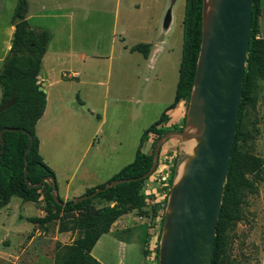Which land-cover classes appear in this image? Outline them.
Returning <instances> with one entry per match:
<instances>
[{"label": "rangeland", "instance_id": "374dc122", "mask_svg": "<svg viewBox=\"0 0 264 264\" xmlns=\"http://www.w3.org/2000/svg\"><path fill=\"white\" fill-rule=\"evenodd\" d=\"M167 1L120 0L119 20L117 26L114 28L112 17L117 0H30L29 14L54 13L60 15L59 18L55 19H39L31 16L29 20L32 25L42 22L47 29L51 28L55 31V38L51 42V46H55L58 43L57 40L61 39V44H57L61 50L84 52L100 57L98 61L92 62L91 68L96 70L94 72L103 81V85L107 81L109 86V93L107 95L109 105L107 108V123L102 125L99 133L92 134L91 141L93 140L94 145H97L99 148L101 146V148L97 154L94 153V147H91L86 152L83 167L88 165L92 160H97V162L104 161V164H107L110 160L108 158L111 156L115 157L117 154L118 158L124 154L122 161H126L130 154L129 151L133 150L143 130L158 119L167 103L173 101L182 50L184 0H171L169 5L172 19L171 30L167 35L171 41L169 62L160 61V63L156 62L151 66L149 60L144 61L140 53H136L134 56L140 59V68L138 67L140 78L138 80L137 77L131 75V72L124 73L127 69L128 71L132 69L133 60L117 57L119 51H123L124 44H122L118 36L125 37L126 42L129 44L141 41L139 39L146 37L145 31L134 28L131 21H136L139 17L148 19L152 15L158 17L161 15ZM16 2L17 0H0V56H3L8 48L7 32L11 25V16ZM42 3H46L47 5V9L44 11L40 10ZM260 4L262 11L260 10V27L257 35L264 37V0H260ZM52 7L53 10L51 9ZM69 32H71L70 41L67 39ZM110 55H113V61L110 66L111 73L107 78L106 73L109 67L107 57ZM59 67L69 69L68 65L64 64ZM59 67L55 68L56 73H58ZM159 70L162 71V75L156 79L154 74H157ZM137 86H139L141 98L149 99V101L138 105L139 115L137 118H134L132 124L130 121L121 122L123 118L119 115L117 110L118 105L113 100L115 97H118L121 99L122 105H125L126 101L124 100L134 95L133 92ZM79 90L80 92L74 83L69 84L62 90L63 104L65 106L72 102L82 104L79 101L83 102L80 97H89L90 89L88 86L83 85ZM97 91L100 90L97 89ZM251 94L255 95L257 100L254 108L248 105L246 109L245 124L251 137L244 146L252 153L264 158V80L255 81ZM103 95L104 93L100 91L94 94L95 99L93 98V100L99 103ZM184 104L187 107L188 102L185 101ZM119 107L121 110L124 109V106ZM60 115L61 120L57 124L59 133L56 132L54 135H50V133L46 134L43 154L45 155V159L58 167L59 170L68 171L70 167L74 166V161L81 154L80 150L88 142L87 131L92 129L94 124H87L85 134L82 135V133L79 134L78 132L75 134L74 131L80 127L78 119H81V117L77 116V113L71 108ZM72 115L76 117H72ZM69 117L74 119L68 122L66 120L67 118L71 119ZM64 119L66 120L64 121ZM183 119L184 117L176 124V126L182 127V129L185 126ZM117 120H120L119 123L122 124L117 126ZM173 126V123L169 125V127ZM52 128L50 124L49 129ZM108 136H114L115 140L113 142L108 141ZM151 137L153 141L155 135ZM146 138H149V136ZM152 141L148 146V152L151 151ZM191 143H193V140H187L181 143V146L186 144V150L188 151ZM111 148L115 150V153L110 150ZM178 148L176 138H167L161 146L159 155L172 153L177 156ZM100 170L102 169L100 168ZM103 170L106 171L105 167ZM146 183L150 184L149 180H146L144 185ZM256 186L257 189L254 192H244L240 204V217L225 231L226 249L223 260L229 264H264V181H256ZM22 201L24 200L20 197H12L0 209V264H48L49 261L54 259L55 244L57 243L48 235V232L49 229L56 228L59 220L50 224L44 233L36 234L34 231H29L31 223L26 219L20 220L21 218L17 217L18 211L27 215H40V212L33 206L32 201H24V205L20 207L19 203ZM41 201L44 202L43 199ZM146 208L148 214L142 215V219H139L143 220L144 223L133 225L128 229L137 236L136 239L141 241L143 248L145 240L149 242L152 238H157L160 230V219L157 217L158 211L156 215H153L151 207L147 206ZM7 210L9 211L8 214L6 213ZM132 215L136 218L140 216L137 211H133ZM5 236H8V238L5 239ZM27 236H34L30 244L28 243ZM140 245H135L136 252L133 251L134 257L131 264H141ZM106 252L117 261H126L130 257L128 251L126 252L125 248H121L117 243L115 246L108 245ZM44 255H48L50 259ZM153 257L154 264H157L156 249L154 250ZM127 263L130 264V260H127Z\"/></svg>", "mask_w": 264, "mask_h": 264}, {"label": "trees", "instance_id": "16d2710c", "mask_svg": "<svg viewBox=\"0 0 264 264\" xmlns=\"http://www.w3.org/2000/svg\"><path fill=\"white\" fill-rule=\"evenodd\" d=\"M260 6V0H253L242 98L216 225L211 264H229L223 260L226 249L225 231L240 217V204L244 192H254L257 189L256 181H264V158L252 153L244 146L251 137L245 124L246 109L248 105L254 108L257 100L251 92L256 80H264V37L257 35L260 27ZM27 9V0H17L11 16L14 31L10 47L0 68V107L3 104H9L0 109V130L5 127L15 128V130H5L1 133L4 145L0 143V150L2 149L0 152V209L14 196L24 201L37 202L43 199L44 214L27 217V220L38 223L43 228L59 220V231L71 230L77 233L71 243L57 242L55 244L53 264H102L91 254V250L99 237L109 231L118 217L132 210L137 211L141 216L147 215V206H150L153 215H156L157 204L153 202L154 196L146 195L142 191L149 176L138 177L150 169L157 139L168 131L182 129L176 124L169 127L170 118L167 110L180 99L188 102L190 97L202 34V0H184L182 50L174 102L142 132L134 159L105 183L88 188L81 196L99 189L94 195L77 202L72 200L64 202L58 194L59 202H57L51 193L52 185L48 181H43L40 186H36L46 176L55 181L53 170L43 161L39 153V140L35 132V125L42 116L46 104V94L38 89L37 76L50 34L47 30L34 29L30 26L26 16ZM149 47L148 43H138L130 49L147 55ZM79 101L83 104L81 100ZM184 121L185 116L183 124ZM149 133H153L155 137L151 151L145 153L140 150V146ZM29 135L32 136V145L26 155L25 164V150L29 143ZM175 163L176 159L174 166ZM25 166L28 169L27 178L24 176ZM174 166L169 178L170 185ZM128 178L135 179L104 188L108 182ZM97 203L99 204L96 205ZM150 215L152 216L151 213ZM162 222L163 215L157 234L156 259H158V241ZM148 251L147 247L143 248L145 255Z\"/></svg>", "mask_w": 264, "mask_h": 264}, {"label": "water", "instance_id": "95a60500", "mask_svg": "<svg viewBox=\"0 0 264 264\" xmlns=\"http://www.w3.org/2000/svg\"><path fill=\"white\" fill-rule=\"evenodd\" d=\"M253 0H202L201 42L184 128L162 134L156 141L150 176L167 138L178 140L173 179L158 241L157 264H211L224 184L239 115L248 55ZM39 90L43 84H39ZM3 104L0 109L6 107ZM15 130L5 127L2 131ZM193 140L190 149L181 143ZM32 145V136L25 150ZM182 147V148H181ZM2 149L0 150V152ZM181 167V168H180ZM28 169L25 166L24 176ZM135 178L117 179L104 188ZM51 193L58 201L56 183ZM30 186H33L30 184ZM99 189L73 202L94 195Z\"/></svg>", "mask_w": 264, "mask_h": 264}, {"label": "crops", "instance_id": "0c3cea01", "mask_svg": "<svg viewBox=\"0 0 264 264\" xmlns=\"http://www.w3.org/2000/svg\"><path fill=\"white\" fill-rule=\"evenodd\" d=\"M28 1V9H27V20L31 19V16L37 17L39 19L44 18H59V14L54 13H42L40 15H32L29 14L30 11V0ZM170 1L168 0L166 5L163 7V10L161 12V15L156 17L155 15H152L148 19L137 17L138 20H132L131 24L140 31H145V38L139 39L141 41H135L133 43H127L125 37H119V40L122 41L123 44V51H119L117 54L118 58H128L133 60V65L131 66L132 69L128 71H124V73L131 72L132 76L137 77L139 80L140 78V70L138 71V67L140 68V59L136 56H134L136 53H140L142 59L144 61L149 60L151 62V66L154 63H160V61H170V51H171V41L167 37L169 31L171 30V24L172 19L169 12V5ZM115 9L113 12V20L112 25L115 28L118 24L119 20V14H120V0H117V3H115ZM46 3H42L40 5V10L44 11L47 9ZM154 6V4H153ZM53 10V7L51 8ZM150 9V8H147ZM262 11V10H261ZM10 27L7 32V38H8V48L3 56H0V66H2L3 59L10 47V42L12 39V34L14 31V26L12 23H10ZM30 26L34 29H44L47 30L50 34V39L47 44L46 51L42 57L41 61V67L39 74L37 76L38 83L43 84V89L45 90L46 94V104L44 108V112L42 116L38 119L36 125H35V132L39 140V153L43 159V161L53 170L55 175V183H56V191L57 194L62 198V200L65 202L67 200H72L73 198L77 196H81L88 188L95 187L101 183H105L111 176H113L116 172H118L123 166L130 163L134 157L137 148L139 147L140 138L137 139V144L134 145L133 150L129 151V157H127L126 161L123 160L122 157L118 158L117 156H111L108 159L107 164H104V161L92 160L88 163V165L83 167V163L85 160L86 152L92 147H94V153H98L100 151V148L91 141L92 134L99 133V130H101V127L103 124L107 123V108H108V101H107V95L109 93V86L107 81L104 82L96 75L93 68H91V64L93 61H98L100 58L99 56L86 54L84 52H74L72 50H61L60 47L57 44H61V39L57 40V44L55 46H51V42L55 38L54 34L55 31L53 29H47L44 26V23L39 22L36 23V25H32L29 22ZM68 41L71 40V32L68 33L67 37ZM138 43H148L149 44V52L147 55H143L140 51L134 50L132 51L130 49L131 46L138 44ZM112 56V57H111ZM135 57V58H134ZM109 60V67L107 69L106 77L108 78L111 71L110 66L113 61V55H110L107 57ZM68 65L69 69H63V67H59L62 65ZM59 67L58 73L55 72V68ZM135 67V68H134ZM1 68V67H0ZM155 73V72H154ZM156 79H158L162 75V71L159 70L157 74H154ZM74 83L76 88H78V91L80 92V88L84 86H88L90 89L89 91V97L82 96L80 97L84 104H75L72 102L71 104H68L65 106L63 104V96H62V90H64L69 84ZM104 86V88H102ZM102 88V90H101ZM62 89V90H61ZM99 89L101 92L104 93L103 98H101V102L97 103L93 100L94 94H97L100 91H97ZM134 95H131L127 98L126 106L122 105L121 99L118 97L113 100L115 101V104L118 105V112L119 115L123 118L121 122L123 121H130L131 124L134 121V118L138 117V105L140 103L148 102L149 99H142L141 95H139V86H137L136 90L133 92ZM0 97H1V89H0ZM175 97V95H174ZM119 102V103H118ZM174 102V99L172 102L167 103L164 106V110ZM185 101L183 99H180L177 101L173 107L167 110V114L169 116L168 124H178L179 121L185 116ZM88 106V107H86ZM119 106H124V109L121 110ZM72 109L77 113V116H80L81 119L79 120L80 127L74 131L76 134L77 132L80 134L86 133L87 124H94L92 126V129L87 131V139L88 142L86 143L85 147L81 149V154L77 157V160L74 161L75 164L73 167H70L68 171L65 170H59L58 167L50 163L47 159H45V155L43 154V145H45V138L46 134L50 133V135H54L56 132L59 133V129L57 130V124L61 120V113L64 111H67L68 109ZM85 109V110H84ZM100 112H99V111ZM163 110V111H164ZM160 116V115H159ZM72 117H76L72 115ZM71 118V117H69ZM159 118V117H158ZM74 118L71 119H64V121H72ZM138 120V119H137ZM120 120L116 121L117 126L122 124L119 123ZM50 124L52 125V129L50 128ZM149 126V125H148ZM147 126V127H148ZM146 127V128H147ZM145 128V129H146ZM144 129V130H145ZM57 130V131H55ZM143 130V131H144ZM153 133H149V138H146L142 145L140 146V150L149 153L148 152V146L151 144ZM115 140L114 136L109 137L108 141ZM117 142V141H116ZM178 145V140H177ZM115 153V150L111 148ZM111 153V152H110ZM111 162V163H109ZM119 162V163H118ZM123 162V163H122ZM104 165V166H103ZM105 167L106 171L103 170ZM102 169L99 171V169ZM102 174H100V172ZM16 197V196H14ZM33 202V206L39 210L40 215H27L24 213H21L18 211L17 217H20L22 219H26L30 216H42L44 214L43 210V204L42 201ZM24 201L19 203V206L22 207L24 205ZM133 211H129L128 213H125L118 217L111 225L108 232L103 233L95 245L93 246L91 250V254L102 264H128L127 260H130V264L133 259V251L136 250L135 245H140L139 254L141 255V264H154L153 262V253H154V246H153V240H156L157 238H152L149 240V242H144V247H147L149 249L148 254L145 255L143 253V244L139 239H136L137 236L128 229L136 224H142L144 223L142 219V216H138L136 218L133 214ZM6 213L8 214L9 211L7 210ZM28 221V220H27ZM30 222V221H29ZM31 223V229L29 231H34L36 234L44 233L46 231V228L40 227L38 223ZM58 225H56L55 229H49L48 235L53 239L54 242H61L62 244H68L73 241V239L76 237L77 233L72 232L71 230H65V231H59ZM131 232V233H130ZM156 237V235H155ZM8 238V236H5V239ZM28 243L30 244L34 236L28 237ZM120 245L121 248H125V251H128L129 258L125 260H114L112 257L109 256L106 252V248L108 245L115 244ZM135 248V249H134ZM136 252V251H135ZM46 258H49L48 255H44ZM50 259V258H49ZM53 259L48 262V264H53ZM136 262V261H135ZM45 263V262H44Z\"/></svg>", "mask_w": 264, "mask_h": 264}, {"label": "built area", "instance_id": "2783aa9c", "mask_svg": "<svg viewBox=\"0 0 264 264\" xmlns=\"http://www.w3.org/2000/svg\"><path fill=\"white\" fill-rule=\"evenodd\" d=\"M176 157V154L172 153L159 155L154 171L147 179L150 184L146 183V185L142 188L144 194L154 196L153 201L157 204V217L159 219H161L162 215H164L165 205L171 186L169 184V178ZM156 242L157 239L154 240V248L156 247Z\"/></svg>", "mask_w": 264, "mask_h": 264}, {"label": "bare ground", "instance_id": "6f19581e", "mask_svg": "<svg viewBox=\"0 0 264 264\" xmlns=\"http://www.w3.org/2000/svg\"><path fill=\"white\" fill-rule=\"evenodd\" d=\"M181 168V167H180Z\"/></svg>", "mask_w": 264, "mask_h": 264}]
</instances>
